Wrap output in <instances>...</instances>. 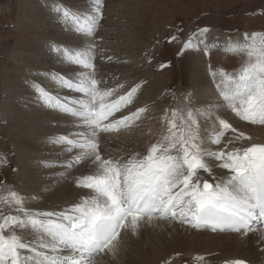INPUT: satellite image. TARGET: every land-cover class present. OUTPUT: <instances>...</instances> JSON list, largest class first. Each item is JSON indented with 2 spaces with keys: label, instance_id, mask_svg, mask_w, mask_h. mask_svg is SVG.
<instances>
[{
  "label": "snow or ice",
  "instance_id": "1",
  "mask_svg": "<svg viewBox=\"0 0 264 264\" xmlns=\"http://www.w3.org/2000/svg\"><path fill=\"white\" fill-rule=\"evenodd\" d=\"M87 2V10L59 2L51 9L66 31L82 37V45L47 42L60 63L80 70L53 71L45 79L76 95L54 94L36 81L29 86L41 104L66 118L67 130L50 136L48 143L59 146L61 154L76 153L64 161H44L45 166L63 168L67 175L86 164L91 174L73 182L89 194L69 207L43 211L29 207L38 197L0 184V264H95L99 254L118 255L123 234L138 237L145 226L158 227L159 221L235 233L242 240L251 235L264 254V142L226 118L264 125V31L244 33L242 40L226 38L225 54L244 59L231 72L207 65L215 98L194 108L193 93L181 92L177 106L164 110L155 142L143 152L117 157L107 153L103 137L142 129L155 102L129 110L138 102L143 84L125 90V84L110 86L101 74L95 62L96 33L104 0ZM210 31L202 27L185 35L177 26L166 42L181 44L178 55L193 51L210 58L221 47L219 37L208 41ZM168 95L177 99L175 93ZM202 120L209 122L211 131L202 134ZM5 162L0 157V165ZM182 255L177 251L164 264ZM213 255L197 254L193 262L213 264ZM222 264L257 262L246 257Z\"/></svg>",
  "mask_w": 264,
  "mask_h": 264
},
{
  "label": "rangeland",
  "instance_id": "2",
  "mask_svg": "<svg viewBox=\"0 0 264 264\" xmlns=\"http://www.w3.org/2000/svg\"><path fill=\"white\" fill-rule=\"evenodd\" d=\"M57 2L78 10H87L88 8L86 0H0V157L6 158V162L0 165V184L11 185L15 190L25 195L33 193L25 188V162L28 165H33L31 167L35 171L42 173L41 179L47 180L56 172L50 169L58 167H46L44 161H60V159L64 161L66 157L63 156L70 154L65 153L67 155H64L60 151L57 153L58 150L53 149H57L59 146L48 143L45 136L51 132L50 128H61L65 124L62 118L54 121L49 114L46 117L51 120L49 118L45 121L39 119L33 125L36 127L35 132L28 134L35 138L39 130L42 129L40 131L44 132L43 136H37L42 145H40V152L33 153L28 158L21 157V144L17 141L19 134L13 123L12 109L10 108L19 107L29 115L36 113L31 109L33 105L37 109L45 108L29 86L33 81L40 82L46 90H51L54 94L58 92L61 96L76 95L65 88L58 87L50 78L45 79V74L53 71L67 74L72 69L80 70L79 66L58 62L56 56L47 47L49 41L73 46H81L83 43L81 36L79 35L78 38L74 32L66 31L65 26L52 12L51 9ZM177 26L184 29L185 35L197 28L208 27L211 29L208 33L210 43L216 37L220 38V42L226 38L242 40L244 33L264 31V0H104L103 19L100 21L96 33L98 54L95 62L97 67L101 69V74L108 80L110 86L123 83L126 90L137 83L143 84L141 93L138 94V102L130 106L129 110H135V106L138 108L151 105L152 102L156 104L143 128L127 134V136L130 135V138L123 136L125 132L129 131H122L118 136L113 134L103 137V140L106 141L104 147L106 150L110 148L109 151L107 150L108 154L117 157L128 156L133 153L134 148V152H139V149L140 152H143L140 143L144 140L139 141L138 138H144L145 134H149V129H151L150 134H155L160 130L161 127L155 128L157 117L160 118L165 109L177 106L181 92L191 91L193 93L192 106H195L198 102L196 97L198 92L195 90L197 84L193 79V66L199 55L204 59L207 73L209 63L213 68L224 67L229 72L240 68L244 57L234 54L226 55L222 50V44L211 53L210 58L200 52L193 51L178 55L181 44L166 42V38L176 31ZM102 56H111L112 60L102 59ZM162 64L168 66L161 68ZM156 89L157 91H155ZM168 93H175L177 99H173ZM164 97H167V103L163 102ZM50 111L63 117L58 111ZM39 114L41 118L45 116V113L39 112ZM26 121L25 118L21 120L22 123H26ZM31 123L28 122L26 125ZM138 132L140 137H137L139 136ZM136 138L138 142L135 145L131 140ZM37 155L40 156L36 158ZM78 166L72 169L74 170ZM72 169L67 172V175L62 174L63 182L69 180V175L73 172ZM89 172L92 170L83 172V175ZM49 183L50 186H43L36 191L37 196H44L46 193L54 191L53 183ZM79 189L84 190V188ZM88 192L84 191L86 195L89 194ZM80 193H77L78 196ZM200 231L206 230L201 229ZM142 235L141 232L135 238L136 236L130 233L123 234L120 252L122 250L123 254L129 256V259L133 258L134 253H137V256L141 242L147 241ZM177 251L182 252L183 255L173 260L172 264H185V262L194 264L193 256L196 253L193 254L185 249ZM175 252L169 253L156 264H164V261L174 256ZM116 259L102 254L95 258V264H106L107 262L112 264Z\"/></svg>",
  "mask_w": 264,
  "mask_h": 264
},
{
  "label": "bare ground",
  "instance_id": "3",
  "mask_svg": "<svg viewBox=\"0 0 264 264\" xmlns=\"http://www.w3.org/2000/svg\"><path fill=\"white\" fill-rule=\"evenodd\" d=\"M86 2H87V0H86ZM46 24H47V22H46ZM58 28H59V26H58ZM61 34H63V33L61 32ZM78 38H79V35H78ZM81 41H83V40H81ZM224 41L225 40H223L221 42L222 45L224 44ZM233 41H236V40H233ZM195 61H196V63L193 66L194 67L193 68V79L196 81L195 84H197V89H195V90H196V92H198V95L196 96L198 98V102H196L194 108L203 107L205 105V102H209V101L213 100L216 96L215 87L213 86V82L211 81V78H210L209 74L207 73V69H206L204 62H203L204 59L201 57V55H199V58ZM76 70H78V69H76ZM144 90H145V88H144ZM155 91H157V89ZM158 96L160 97V95H158ZM166 98L165 99L162 98L163 102H165V103H167ZM28 104H29V102H28ZM10 108L12 109L11 117H12L13 123L17 127L16 130L19 134L17 137V139H18L17 141H19V143L21 144L20 153H21V157H23V158L24 157L28 158L33 153L38 154V152H40V150H41L40 149L41 142L39 141L40 139L37 136H41V137L43 136L44 132L40 131L42 129H40V130L38 129L39 133L38 134L36 133L37 134V136H35L36 139L28 136V134H30V133L33 134L35 132L34 130H36V127H34L33 125H35L39 119H41L42 121H45V119L49 120L50 118H52V120L57 121V120H60L62 118L63 123H65L62 125L61 128H58V127H53V128L51 127L50 128L51 125L49 124L50 125L49 128L51 129V132H49V133L46 132L47 134L45 137H47V140H48V137L53 136V135L58 134V133H64V131L67 130L66 126H65L66 125V118L64 116L60 117V114L58 115L57 113H53L50 111V109H48L46 107L44 109L40 108V107H39L40 109H37L33 105V108H31V109L34 110V112L36 111V113L30 114V115L26 111L21 110L19 107H10ZM135 108H136V106H135ZM157 110H160V109H157ZM28 111H30V110H28ZM39 112L45 113V116H42V118H41V115L39 114ZM49 114H50V118L48 117L49 118L48 119L46 117V115L49 116ZM24 118L27 119L26 123H28V122H32V123L30 125H26V123H22L21 120H24ZM160 118H161V116H160ZM160 118L157 117V123L155 126L156 129H159L161 127ZM226 118H229L230 122L238 123L240 125V127L243 130H245L248 134L253 135L255 138H258L259 142H264V125L251 124V123L246 122V121H240L238 118H235L232 116H228ZM201 129H202V134H203L204 129H208L209 131H211V129L209 127V122L202 120ZM147 130H148V128H147ZM137 131H138V129L135 131L125 132L123 136L125 138L126 137L130 138V135L127 136V134H130L131 132H137ZM156 133L155 134H150V133L145 134L143 136L144 138H141L139 135V132H138L139 136H137V137H140V138H138L139 141L144 140V142H142V143L139 142L140 147L142 148L143 151L146 149V147L151 142H155ZM138 139L137 138L132 139L131 141H133V143H135V145H136V143L138 142ZM44 149H46V148H44ZM109 149H107V150L109 151ZM134 149H133V152H134ZM53 150H56V151L58 150L57 151V153H58L60 151V148L53 149ZM126 151L128 152V150H126ZM123 152H125V150ZM139 152H140V149H139ZM75 154H76L75 152H74V154L70 153L68 155L64 153V155H67V156H63V157H66L64 160L69 159L70 155H75ZM38 156H40V155H37L36 158ZM30 158H32V157H30ZM60 161H62V159H60ZM24 164H25L24 179H25V184H26L25 188H27L29 191L33 192L30 195L38 197V199L34 200L29 205V207H32L35 209H40L43 211L60 210V209L65 208V207H69L73 203H76L75 201L79 202L81 197L88 195V194L86 195L84 193V191L86 190V192H87L89 190L79 189V187H77L73 182L75 177H79V176L83 175V172L90 171V168L87 167V165L84 163H81L74 170L72 169L73 172L69 175V180H67V181L65 180V182L62 181V179H63L62 174L65 172V169H63V168L58 167L55 169H50V170H54L56 172L54 174H52L50 176V178H48L47 180H43L40 177V176H42V173L35 171L34 168H32L33 165H28L26 162ZM83 169H85V170L82 172L81 170H83ZM89 173H91V172H89ZM89 173H86V174H89ZM217 174L219 175L220 173H217ZM45 175H47V174H45ZM59 180H61L62 183H60L61 181H59ZM49 182L53 183L54 191L50 190L51 192L46 193V194L44 193L45 194L44 196H42V195L37 196L36 191L39 190V188H43V186L44 187L50 186ZM42 192H44V191H42ZM78 192L79 193L81 192L79 194L80 198L77 194ZM157 223L159 225L158 227L145 226L143 228V230H142L143 235L142 236H145V238H146L145 240H147V241L141 242V246L139 247L140 248L139 254L136 256L137 253H134L136 258H134L135 256L133 255V258L129 259V256L123 254V252L121 250V252L118 253L117 257H115L117 259L114 260V263H112V264H126L127 262H128L127 264H156L157 261L162 260L169 253L175 252L179 249L180 250L181 249L188 250V251L192 252L193 254L196 253V255L197 254L206 255L209 253L214 254L213 256L209 257L210 259H212L213 264H222V261H224L226 259L246 258V257L252 258L253 260H255L257 262V264H264V254H262L261 252L258 251L256 245L253 243V237L251 235L249 236L248 239L242 240L235 233H230V232H215L214 233V232H211L210 230H206V231L193 230L191 228H188L187 226L181 225L179 222L168 223L167 221H159ZM135 238H137V236ZM133 240H135V239L133 238ZM170 243H173V244L169 245ZM136 244H137V242H136ZM144 244H146V245H144ZM130 249H131V247H130ZM99 255H102V254H99ZM98 256H96V257H98ZM119 257H121V258H119ZM106 264H109V263L107 262Z\"/></svg>",
  "mask_w": 264,
  "mask_h": 264
}]
</instances>
